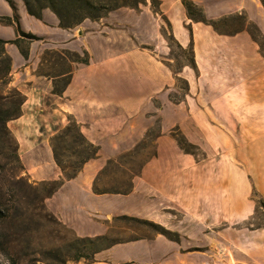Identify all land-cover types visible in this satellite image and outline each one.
<instances>
[{"label": "crops", "instance_id": "0c3cea01", "mask_svg": "<svg viewBox=\"0 0 264 264\" xmlns=\"http://www.w3.org/2000/svg\"><path fill=\"white\" fill-rule=\"evenodd\" d=\"M184 1L201 17H190ZM159 7L192 63L173 67L149 2L63 28L49 8L37 18L23 0H0V16L12 19L0 22V39L26 41L25 56L4 45L24 95L10 121L24 173L59 182L44 204L77 237L109 236L120 218L158 226L85 264H264V0ZM47 52L87 59L49 74ZM70 121L96 153L66 179L50 138ZM140 150L150 151L134 170ZM107 176L120 183L105 189Z\"/></svg>", "mask_w": 264, "mask_h": 264}, {"label": "rangeland", "instance_id": "374dc122", "mask_svg": "<svg viewBox=\"0 0 264 264\" xmlns=\"http://www.w3.org/2000/svg\"><path fill=\"white\" fill-rule=\"evenodd\" d=\"M158 22L160 24V35H162L171 48L174 58L173 67H178L182 62H187L190 59L189 51L184 53L180 51L175 42L171 41L166 23L160 17H158ZM240 25L242 26L243 23L240 22ZM163 31L166 32L165 37L162 34ZM25 46L26 41H22V48ZM1 47L0 45V110L12 113L16 110L15 106L19 99L17 93L20 91L14 88L11 69L5 78L2 77L1 70L2 66H4L6 55L5 52H2L3 49ZM44 56L48 60L43 66V71L49 74L62 70L58 68H62L63 66L66 69L67 59L71 61H83L87 59L86 54L75 55L73 53H65V60H62L59 55L50 52H47ZM61 84L60 82L58 87H61ZM178 84L180 85V83ZM181 87H183L182 83ZM2 103H5L6 106ZM10 121L7 122V128L15 139L10 130ZM61 128L58 124L53 126L54 130ZM16 143H13L9 139L0 124V203L4 210V216L0 220V264L88 263L93 258L87 254L89 249H83L84 246L75 242L76 235L72 230L60 223L48 211L44 201L40 199L39 195L43 191L42 182H32L25 175L21 164L15 159ZM82 149L83 147L80 145L69 147V150H76L78 153ZM149 151L140 150L139 153L137 152V155L130 159L134 163L132 167L134 170L138 168L139 163L146 157ZM78 156V154L72 155L69 151H64L62 160L75 162L80 160ZM112 178L113 176L105 178L104 183L107 184V189H113L117 182L120 183L119 179H114V181ZM26 183L28 186L25 185ZM32 187H37V189ZM262 215L264 222V211ZM156 230L157 227L150 222L136 218H120L111 229L110 239L104 241V243L112 240L117 241L133 237L151 236ZM102 245L104 244L102 243ZM77 256L78 260H75Z\"/></svg>", "mask_w": 264, "mask_h": 264}, {"label": "trees", "instance_id": "16d2710c", "mask_svg": "<svg viewBox=\"0 0 264 264\" xmlns=\"http://www.w3.org/2000/svg\"><path fill=\"white\" fill-rule=\"evenodd\" d=\"M9 2L11 3V1ZM148 2L150 3V9L154 13V15L160 16V18L166 23L168 27V34L171 37V41L175 42L176 46H178L177 42L174 40L173 36L169 32V22L162 15V12L160 10V7H159L160 0H23V3L26 7L27 12L30 15L35 16L37 18H40L42 9L49 8L52 12L56 14V16L59 19V25L63 28L74 27L78 25L84 19L99 20L100 18L104 17L108 12L115 10L117 8H120V7H129V8L138 10L140 5H146ZM184 5L186 6L188 15H190V17L198 18L200 16V13L197 10V8H193L190 2L184 1ZM14 21L17 22L15 16H14ZM0 22L12 24V19L10 17L0 16ZM212 25L215 28H217L216 22L212 21ZM248 31L252 35V37L256 38V35L254 34L252 30H248ZM17 32L20 36L26 37L29 40L37 38L33 34L22 32L19 28H17ZM162 34L165 37L166 32L163 31ZM21 41L22 40H20L18 37L13 40L0 39V45L2 46L1 48L3 49L2 52L3 53L5 52L4 45L6 43H14L18 45V47H20V49L22 50V54L25 56L26 52L21 47ZM181 51L183 53L186 51H189L190 59L187 62L192 63L191 48H188L186 50L181 49ZM5 55L6 57L4 61V66H2V70H1L3 78H5L6 75L9 74L10 69H11L10 57L8 56L6 52H5ZM83 61H86V60H83ZM14 88L17 90L16 87ZM17 96L19 99L17 101V105L15 106L16 110L14 112L11 113V112L0 110L1 127L3 131L6 132L9 139L13 143H16V141L11 136L9 129L7 128V122L21 115V105L24 101V95L21 92H19L17 93ZM2 104L6 106L5 103H2ZM83 140L84 139L82 135L80 134V132L78 131L77 125L71 121L67 125L62 127L61 129H58L57 132L54 135H52L50 138L54 160L56 164L58 165V167L61 169L63 177L66 179H69L75 176L76 173L81 168L82 163L86 161L88 158L94 156L96 153V149L91 144L89 145V144L84 143ZM73 145H80L83 147V149L80 150V153H78L76 150H69V147ZM184 149H186L185 146H184ZM64 151H69L70 154L72 155L78 154L79 155L78 157H80L79 158L80 160L75 161V162L74 161H71V162L63 161L62 155L64 154ZM15 159L21 164L19 154L17 151V143H16V150H15ZM58 183L59 182H42L43 191H42V194L39 195L40 199L44 201L47 195H49L56 189ZM25 185L28 186L27 183ZM32 188L37 189V187H32ZM97 189L98 188H96V190ZM259 203L261 205H264L261 202ZM3 213H4V210L1 207V203H0V220L2 219L1 217L4 216ZM153 225L158 228L156 224H153ZM109 239H110V236H107V235L96 236V237H77L76 236L75 242L80 243L82 246H84L83 249L88 248L89 251L87 252V254L92 258L94 257L95 253L108 247L111 243L115 242L112 240L107 243H104V241H107ZM102 243L104 245H102ZM75 260H78V256L75 257Z\"/></svg>", "mask_w": 264, "mask_h": 264}, {"label": "water", "instance_id": "95a60500", "mask_svg": "<svg viewBox=\"0 0 264 264\" xmlns=\"http://www.w3.org/2000/svg\"><path fill=\"white\" fill-rule=\"evenodd\" d=\"M77 33H80L79 31Z\"/></svg>", "mask_w": 264, "mask_h": 264}]
</instances>
